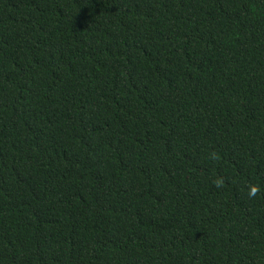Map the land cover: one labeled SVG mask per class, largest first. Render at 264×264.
Returning a JSON list of instances; mask_svg holds the SVG:
<instances>
[{
	"label": "trees",
	"instance_id": "16d2710c",
	"mask_svg": "<svg viewBox=\"0 0 264 264\" xmlns=\"http://www.w3.org/2000/svg\"><path fill=\"white\" fill-rule=\"evenodd\" d=\"M0 264H264V0H0Z\"/></svg>",
	"mask_w": 264,
	"mask_h": 264
}]
</instances>
